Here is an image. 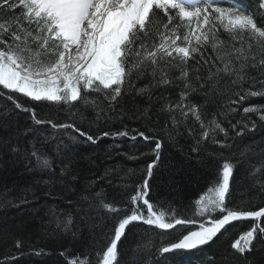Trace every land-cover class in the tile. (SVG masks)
Listing matches in <instances>:
<instances>
[{
    "label": "snow or ice",
    "instance_id": "1",
    "mask_svg": "<svg viewBox=\"0 0 264 264\" xmlns=\"http://www.w3.org/2000/svg\"><path fill=\"white\" fill-rule=\"evenodd\" d=\"M140 79L147 80L143 87L135 84ZM0 89L7 90H0V96L15 109L30 114L32 125L56 130L40 143L56 140L59 157L54 163L35 140L29 141L30 148L22 147L21 136H37L39 131L17 125L13 136L0 137V171L23 164L39 172L37 183L46 186L42 194L70 206L48 207L41 229L55 238L70 233L83 246L76 253L63 246L58 253L32 245L26 250L18 234L22 226L9 224L5 215L0 243L6 249L9 238L12 243L0 264H19L25 255L43 260L54 254L64 264H141L138 254L150 250L160 235L150 230L179 231L177 226L186 232L157 247V259L163 256L167 264H248L247 254L264 247V204L252 210L231 203L238 166L243 169L240 183L250 180L264 196V137L242 149L239 143L264 130V105L243 106L250 98L264 97V0H256V11L242 0H0ZM154 89L162 91L154 96ZM9 93L43 105L47 113L39 115L35 106ZM62 112L64 120L59 119ZM253 113L256 120L249 116ZM126 120L139 123L133 127ZM9 127L7 119H0V128ZM181 136L191 141L190 160L215 169V179L184 215L170 201H153L150 183L163 163L164 140L175 145ZM105 138L112 140L113 149L122 148L119 141L125 138L133 147L141 140L149 148L138 154L110 151L109 157L151 160L139 180H132L135 169L120 174L119 168H109L77 191L80 173L74 167L73 146L97 145ZM257 156L258 163L252 159ZM113 171L119 184L110 197L97 185L101 180L112 184ZM57 185L60 192L54 191ZM25 192L32 193L31 200L27 195L0 196V209H19L37 199L32 188ZM246 220L252 221L247 230L218 253L211 251L220 240H228L227 226ZM137 224L149 226L139 234L141 240L149 239L125 247L122 241Z\"/></svg>",
    "mask_w": 264,
    "mask_h": 264
},
{
    "label": "trees",
    "instance_id": "2",
    "mask_svg": "<svg viewBox=\"0 0 264 264\" xmlns=\"http://www.w3.org/2000/svg\"><path fill=\"white\" fill-rule=\"evenodd\" d=\"M242 2L252 11H256V0H242ZM211 50L209 49V52ZM147 83L146 79H140L135 81L137 87H143ZM2 90V89H0ZM6 92L5 90H2ZM154 96H158L162 89H154ZM176 89L173 88L170 91L172 98H175ZM17 98L18 102L33 105L37 108L38 114L43 116L47 113V108L41 104H36L28 100L19 94L9 93ZM139 99V98H138ZM140 103L144 104L145 101L140 99ZM250 105H264V97L250 98L245 101L243 106ZM155 107V105H154ZM209 107H212L211 105ZM9 112L7 117L0 116V119H7L10 123V127L7 130L0 128V137H9L15 134L17 125L20 128L25 126H34L38 128L39 135L33 136L29 134L28 136H21L20 142L22 147L30 148L31 145L29 141L35 140L37 142V147H42L43 150L50 156L54 158V163L59 162V157L55 151L56 140H49L45 144L40 142L44 140L45 137L56 135V130H53L48 125L35 126L32 125L30 120V114L21 112L15 109V106L11 101L7 100L6 97L0 96V113ZM249 116L256 120V115L249 114ZM235 118H239L237 115ZM60 120L66 119L65 113H60ZM221 119H223L221 117ZM232 119V117H230ZM129 126H137L139 122L133 120L125 121ZM259 123V122H258ZM227 126V122H225ZM87 127V125H85ZM114 127H119V125H114ZM93 133L97 131L95 126H91L90 129ZM64 131V130H61ZM264 137V130H259L255 136L248 134L242 138L240 141L241 149L245 145L252 144L253 140L260 141ZM222 139L223 137H218ZM63 139L67 141V136ZM112 140L105 138L101 140L97 145L92 144H77L73 147L76 149V161L74 167L79 170L80 179L76 182L77 191H83L85 183L89 179H94L96 177L102 176L105 171L109 168L120 169V174L127 172L129 168L135 169L137 175L132 177V180H139L142 175V169L146 166V162L151 160V156H144L140 159L129 160L125 155H112L109 157L107 153L120 151L123 153H133L137 154L141 151L148 152L149 148L146 146L145 142L138 140L135 147H133L132 142L127 138L119 141L123 145L120 149H113ZM191 141L183 136L178 137L177 143L173 145L167 139L164 140L163 149V163L162 166L157 170L154 180L150 183L154 184L153 191L151 192V198L153 201H170L174 207L179 211L180 215H184V209L187 206L192 205V202L199 198V196L206 190L210 183L215 179V169L212 167L201 166L197 164L195 160H190L189 156L192 154L189 152ZM254 162H259V157H252ZM59 171V169H56ZM243 169L238 166L234 174V182L231 188V203H238L246 209L258 210L261 204H264V196L258 195V189L251 187L250 180H244L240 183V177ZM41 174L39 172L28 171L23 164L16 167H9L7 172L0 171V196L5 199H19L25 195L31 200L32 193L25 192V189L32 188L36 193L37 199L33 200L32 203L28 205L21 206V208H8L0 209V219L7 215L9 219V224L21 225L23 228L22 233H18L22 236L25 241V249L27 250L29 245L35 247H45L49 251H54L58 253L63 250V247H67L70 252H82L83 246L81 243H74L73 238L70 233L61 234L59 238L48 236L41 229V218L46 221L47 217L45 212L48 207L52 204L58 205V210L68 209L70 206L67 205L63 200L56 199L53 200L49 197L44 196L42 193L45 191L46 186L37 183L40 180ZM43 178H47L46 176ZM113 183L108 184L101 180L97 185V189L102 185L107 191L109 196L113 195L116 191L114 185L119 184V175L113 171L112 175L109 177ZM131 182V181H130ZM62 190L61 185H57L54 189L55 192H60ZM128 191H132L131 188ZM72 199H75V193L71 195ZM230 203V206H231ZM165 210H167V205H164ZM194 210V205H193ZM196 219H201L196 217ZM77 221L74 219V224ZM252 221H236L232 225L227 226L229 228L228 240H220V243L215 244L211 251L219 252L222 246H227V244L237 238L244 230L251 225ZM132 227V226H130ZM149 226H142L137 224L133 229V234L129 235L128 240L122 241L125 247L131 245L135 247L137 243L147 242L148 236H145L143 240L140 239L139 234L147 229ZM187 227L195 228L196 225H190ZM179 231L176 229L164 230L151 229L153 233H160L159 236L153 238V246L150 250L142 249L138 254V258L143 264L146 260H151V264H167V261L163 256L157 259V247L161 243L167 244L171 241L176 240L182 233L186 232V228L183 226H177ZM99 231V230H98ZM107 231V229H105ZM11 239H8L7 249L0 243V261L3 260L5 251L11 250ZM101 243H103V238H101ZM63 246V247H62ZM119 247V245H118ZM208 247V246H205ZM132 253H129L131 256ZM167 254L165 256H170ZM193 253H185V257L193 256ZM248 264H264V247L257 246L256 249L247 254ZM19 264H64L63 257L58 254H54L49 257H45L43 260L34 256L25 255L19 261Z\"/></svg>",
    "mask_w": 264,
    "mask_h": 264
},
{
    "label": "rangeland",
    "instance_id": "3",
    "mask_svg": "<svg viewBox=\"0 0 264 264\" xmlns=\"http://www.w3.org/2000/svg\"><path fill=\"white\" fill-rule=\"evenodd\" d=\"M7 92V90H5ZM16 94V93H15Z\"/></svg>",
    "mask_w": 264,
    "mask_h": 264
},
{
    "label": "water",
    "instance_id": "4",
    "mask_svg": "<svg viewBox=\"0 0 264 264\" xmlns=\"http://www.w3.org/2000/svg\"><path fill=\"white\" fill-rule=\"evenodd\" d=\"M165 255H167V254H165Z\"/></svg>",
    "mask_w": 264,
    "mask_h": 264
}]
</instances>
